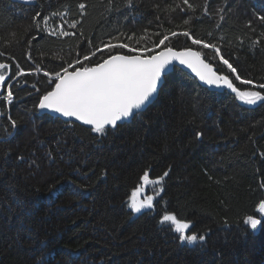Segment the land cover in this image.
<instances>
[{"label":"trees","instance_id":"16d2710c","mask_svg":"<svg viewBox=\"0 0 264 264\" xmlns=\"http://www.w3.org/2000/svg\"><path fill=\"white\" fill-rule=\"evenodd\" d=\"M189 2L195 11L182 0H131V6L128 0H35L31 6L0 0V62H18L28 73L6 81L15 84L11 105L0 96V141H6L0 142V264H264V227L253 232L243 224L248 215L260 218L255 208L264 200V102L246 105L231 92H211L178 70L152 105L104 137L34 108L50 88L44 71H60L116 43L113 37L128 43L133 33L145 36L134 44L139 48L170 31L189 30L220 47L242 78L264 81V23L257 18L264 16V0ZM37 12L67 13L65 20L79 21L76 29L64 25L76 35L38 32ZM60 23L58 16L50 20L52 27ZM166 44L201 51L237 87L254 90L239 84L212 49L182 35ZM145 169L150 178L169 175L155 211L134 216L125 201ZM164 204L206 240L181 244L162 229L157 220Z\"/></svg>","mask_w":264,"mask_h":264},{"label":"snow or ice","instance_id":"6c2138e0","mask_svg":"<svg viewBox=\"0 0 264 264\" xmlns=\"http://www.w3.org/2000/svg\"><path fill=\"white\" fill-rule=\"evenodd\" d=\"M128 2L131 6V0H128ZM182 4L186 5L187 9L195 11V6L189 0H182ZM78 8L80 14L84 15L86 5L80 3ZM175 8L185 11L179 4ZM175 8L172 10L175 11ZM66 15L67 13L53 12L50 16H42L41 13L37 12L33 17V22L36 24L38 32L46 31L49 36L58 38L75 36V32L67 29H76L79 21L65 20ZM57 16L60 17L62 23L52 27L50 20L52 17ZM257 18L264 23V16H258ZM220 19L223 20V16ZM188 23L189 20L185 19L184 24ZM65 24L67 29L64 27ZM246 26L251 27V23L249 22ZM155 35L160 36L161 33L157 32ZM179 35L190 39L193 45L202 46L203 49H212L215 56L219 57L220 63L227 68L239 84L250 85L254 90H242L237 87L233 79H230L228 75L218 73L210 63L206 62L202 58L201 51L192 48L177 51L166 44V41H169L171 37ZM261 38H264V32L261 33ZM37 39V36L32 37V40ZM126 39L129 41L128 43L120 42L119 37H113V40L117 41L116 43L111 41L104 43L102 46L96 47L90 54H85L83 57L78 56L74 61L68 62L67 66H62L60 71L55 73L44 71L43 75L49 77L50 88L37 97L34 108L41 112L47 111L78 121L82 125L89 126L86 129L87 131L97 134L98 137H104L110 129H117L122 122L135 117L146 104L151 103L163 90V84L168 75L178 70L182 71V69H178L177 65L191 70L204 85L229 89L235 94L236 99L246 105H256L258 102H264V81L256 82L242 78L237 68L221 54L220 47L214 43L195 38L189 30L170 31L163 34L162 38L158 42L152 43L151 46L142 45L139 48L135 47L134 44H138L140 40L145 39L144 35L137 39L133 33L127 36ZM240 42L243 43L242 40ZM259 43L260 39L253 41V45ZM117 48L126 49L127 51H114ZM105 52H107L106 57L100 59L99 62L94 64L85 63L91 61L92 57L97 56L98 53L103 54ZM3 56H5V53L0 52V57ZM29 59H31L30 55ZM8 60L14 61V58L8 57ZM13 66L16 68L15 73L10 72ZM36 71L40 72L42 69L37 68ZM27 74L18 62H15L14 65L11 62H0V96H4L7 104L11 105L13 102L15 84L6 83V81L10 80L12 76ZM33 88H35V85H33ZM4 89H7L6 95ZM36 91L39 92V89H36ZM9 121L11 128L15 130L17 127L16 121L11 117H9ZM12 134L11 132L8 133V135ZM149 173L150 169L143 171L142 175L139 176L137 186L125 201V206L130 209V214H144L155 211L156 203L154 202L163 192V182L169 172L165 171L163 175L156 178H150ZM260 187L264 188V183ZM146 188H150L153 194L145 195L140 200L139 197ZM255 211L260 214V218L248 215L243 219V224L250 226L253 232L264 227V224H262V220H264V200L256 205ZM157 223L162 229L175 233V238L181 244H202L206 240L204 234L191 231L192 222L180 220L175 213L168 212L166 204H164V210Z\"/></svg>","mask_w":264,"mask_h":264},{"label":"water","instance_id":"95a60500","mask_svg":"<svg viewBox=\"0 0 264 264\" xmlns=\"http://www.w3.org/2000/svg\"><path fill=\"white\" fill-rule=\"evenodd\" d=\"M10 1L13 2V3H16V4L27 5V6H31V5H34V4H35V0H10ZM174 50H175V49H174ZM177 51H178V50H177ZM206 62H207V61H206ZM177 67H178V69H182V71L185 72V73H187L189 76H191V77H193L194 79H196V80L198 81V83H199L202 87L208 89V90L211 91V92H215V93H223V92H225V91L231 92V91H230L229 89H227V88H223V87H221V88H216V87H214V86H213V87H209V86H207V85H204L203 82L200 81L199 78L196 77L195 74L191 72V70H189V69H187V68H184L183 66H179V65H177ZM213 68L215 69L214 66H213ZM215 70H216V69H215ZM170 74H171V73H170ZM170 74H169V75H170ZM231 93H232V92H231ZM233 94H234V93H233ZM157 98H158V96H156V97L152 100L151 103L146 104V106H144V108H142V109L140 110L139 113L144 112V111H145L150 105H152V104L157 100ZM39 112H40L41 114H47V115H49V116H52V117H55V118H59V119L65 121V122L76 123V124H78V125H81V126L85 127L86 129L89 127V126L82 125V124H81L80 122H78V121H74V120H72V119H68V118L61 117V116H59V114H55V113H51V112H47V111H45V112H41L40 110H39ZM136 116H137V115H136ZM136 116H135V117H136ZM135 117H131V118H129L127 121L122 122V124H125V123H129V122H131ZM122 124H121V125H122Z\"/></svg>","mask_w":264,"mask_h":264},{"label":"rangeland","instance_id":"374dc122","mask_svg":"<svg viewBox=\"0 0 264 264\" xmlns=\"http://www.w3.org/2000/svg\"><path fill=\"white\" fill-rule=\"evenodd\" d=\"M145 195H149V194L146 192V190L140 195L139 199L142 200V199H143V196H145ZM137 215H139V214H134V216H137Z\"/></svg>","mask_w":264,"mask_h":264}]
</instances>
